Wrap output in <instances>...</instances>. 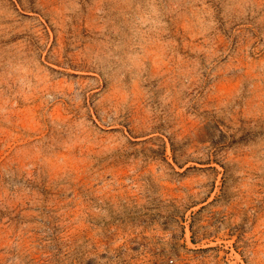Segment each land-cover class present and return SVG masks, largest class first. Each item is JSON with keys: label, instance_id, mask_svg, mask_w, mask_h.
Wrapping results in <instances>:
<instances>
[{"label": "rangeland", "instance_id": "obj_1", "mask_svg": "<svg viewBox=\"0 0 264 264\" xmlns=\"http://www.w3.org/2000/svg\"><path fill=\"white\" fill-rule=\"evenodd\" d=\"M0 264H264V0H0Z\"/></svg>", "mask_w": 264, "mask_h": 264}]
</instances>
